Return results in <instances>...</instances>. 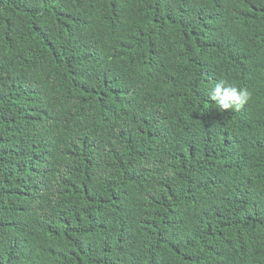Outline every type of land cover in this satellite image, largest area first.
I'll return each instance as SVG.
<instances>
[{
	"label": "trees",
	"instance_id": "trees-1",
	"mask_svg": "<svg viewBox=\"0 0 264 264\" xmlns=\"http://www.w3.org/2000/svg\"><path fill=\"white\" fill-rule=\"evenodd\" d=\"M0 264H264V0H0Z\"/></svg>",
	"mask_w": 264,
	"mask_h": 264
},
{
	"label": "clouds",
	"instance_id": "clouds-1",
	"mask_svg": "<svg viewBox=\"0 0 264 264\" xmlns=\"http://www.w3.org/2000/svg\"><path fill=\"white\" fill-rule=\"evenodd\" d=\"M211 100L219 110H239L251 99L250 91L233 84L226 79H219L209 90Z\"/></svg>",
	"mask_w": 264,
	"mask_h": 264
}]
</instances>
